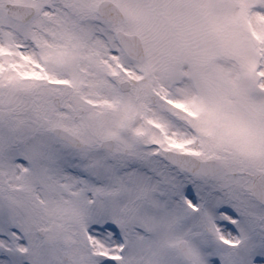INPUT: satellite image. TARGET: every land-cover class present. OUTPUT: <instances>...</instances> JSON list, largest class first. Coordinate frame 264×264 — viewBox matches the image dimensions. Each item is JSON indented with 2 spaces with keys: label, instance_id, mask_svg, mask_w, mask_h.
<instances>
[{
  "label": "snow or ice",
  "instance_id": "1",
  "mask_svg": "<svg viewBox=\"0 0 264 264\" xmlns=\"http://www.w3.org/2000/svg\"><path fill=\"white\" fill-rule=\"evenodd\" d=\"M0 264H264V0H0Z\"/></svg>",
  "mask_w": 264,
  "mask_h": 264
}]
</instances>
